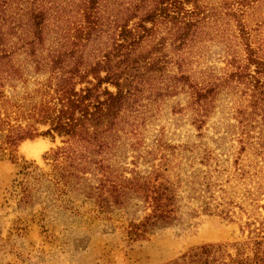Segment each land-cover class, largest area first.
Here are the masks:
<instances>
[{"label": "trees", "instance_id": "obj_1", "mask_svg": "<svg viewBox=\"0 0 264 264\" xmlns=\"http://www.w3.org/2000/svg\"><path fill=\"white\" fill-rule=\"evenodd\" d=\"M200 2L0 0V159L15 162L25 140L61 138L63 146L48 158L54 164L49 179L45 177L48 189L75 194L105 219L143 214L129 220L131 237L174 225L183 200L198 205L203 214L224 215L230 221L235 208L247 213L244 203L255 188L261 191L260 201L264 198V58L259 54L263 45L256 42L258 48H253L251 33L237 18L255 0L236 2L241 8L231 16L238 21L237 36L226 20L213 23L209 30L210 16ZM238 36L246 63L234 44ZM205 38L226 46L232 72L218 77L206 71L196 77L193 59L201 54ZM226 87H244L241 91L248 99L236 116L242 127L232 174L221 168L229 159L222 162L211 150H205L199 161L206 170L188 171L181 162L174 163L190 152V147L179 145H160L169 154L164 152L153 162L134 156L129 164L120 163L124 138L139 142L154 106L189 93L194 124L201 130ZM243 156L253 159L247 163ZM226 174L225 185L235 180L244 187L241 202L234 198L221 202L228 191L218 181ZM24 193L26 200L33 199L27 187ZM254 202L251 199L249 206ZM260 209L264 205H258ZM252 225L255 222L247 223ZM256 230L260 238L264 224ZM262 244L254 241L253 255L247 252L251 243L206 244L166 264H264Z\"/></svg>", "mask_w": 264, "mask_h": 264}, {"label": "rangeland", "instance_id": "obj_2", "mask_svg": "<svg viewBox=\"0 0 264 264\" xmlns=\"http://www.w3.org/2000/svg\"><path fill=\"white\" fill-rule=\"evenodd\" d=\"M242 1L201 0L200 6L210 16L209 30H212L213 23L226 20L230 21L231 32L237 36V19L245 23L253 38V48H258L256 42L263 45V52L259 54L264 58V0H255L250 6L242 8L244 15L236 19L231 15L241 8L236 2ZM187 8L191 9L192 5ZM234 40L236 49L246 63L241 39L238 36ZM204 41L201 54H196L193 59L196 77H202L206 71L218 77L232 72L229 65L232 57L226 46L219 40L205 38ZM254 69L255 66H251V72ZM243 88L233 90L226 87L209 116L204 119L201 130L194 124L195 111L189 93L167 98L161 106H154L149 112L141 128L139 142L135 138H124L125 150L120 163L129 164L134 156H143L146 161L153 162L155 157L167 153L164 148L160 150V145H179L190 147V152H184L182 157L174 159V163L181 162L188 171L197 173V169L206 170L199 161L205 150H211L214 155H221L222 162L229 159L221 168H227L232 174V163L236 156L233 153L236 154L240 148L242 127L236 116L241 105L248 104L247 97L241 91ZM258 132L257 128L253 134L257 136ZM136 143L138 150L135 153L132 150ZM62 146L61 138L38 137L19 144L15 162L0 159V264H166L192 248L206 244L251 243L247 252L253 255L252 244L256 240L263 242L264 253V233L257 238L259 230L255 231L264 224V210H257L258 205H264V198L260 201L261 191L257 188L254 189V196L244 203L247 213L235 208V214H230L232 221L225 219L224 215L203 214L198 205L183 200L180 219L174 225L153 234L131 237L128 233L129 220L141 218L143 214L132 213L121 218L105 219L95 207L83 204L75 194L69 192L60 195L48 189L45 177L49 179L54 165L53 160L48 158ZM149 152L154 153L149 155ZM243 158L247 163L253 159ZM139 162L141 168L146 167L143 159L140 158ZM212 164L210 171L214 184V161ZM26 171L33 174L26 176ZM227 176L218 181V185H224L228 191L224 193L226 198L220 199L221 202L226 203L230 198L240 201L238 197L244 187L235 180L231 186L225 185ZM37 178L41 181H37ZM26 187L32 191V200L25 198ZM251 199L255 202L249 206ZM251 222H255V225L248 227L247 223ZM230 250L236 252L234 248Z\"/></svg>", "mask_w": 264, "mask_h": 264}]
</instances>
